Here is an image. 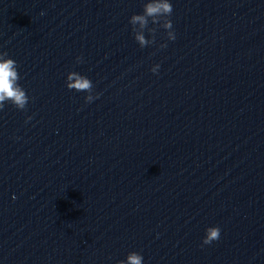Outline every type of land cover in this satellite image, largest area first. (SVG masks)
<instances>
[{"label":"water","instance_id":"obj_1","mask_svg":"<svg viewBox=\"0 0 264 264\" xmlns=\"http://www.w3.org/2000/svg\"><path fill=\"white\" fill-rule=\"evenodd\" d=\"M147 2L0 0V264H264V0H169L141 48Z\"/></svg>","mask_w":264,"mask_h":264},{"label":"clouds","instance_id":"obj_2","mask_svg":"<svg viewBox=\"0 0 264 264\" xmlns=\"http://www.w3.org/2000/svg\"><path fill=\"white\" fill-rule=\"evenodd\" d=\"M172 12L173 7L169 0H149L144 5L142 14L131 16L129 23L132 26L134 38L141 48L155 43L158 27L165 30L169 41L176 39L174 31H172V21L169 19ZM149 24L153 27H149ZM146 30L152 39H146ZM161 47H166V45H161ZM7 57L6 52L0 53V110H3L6 103H11L18 110H24L29 102V97L19 84L20 75L16 61ZM77 62H81V58L78 57ZM158 69L159 65H156L151 71L156 74ZM66 87L70 91L87 93L85 96L86 103H92L99 98L98 95L92 94V81L77 72H70L67 75ZM220 234L219 227L207 228L205 238L202 241L203 245H210L219 240ZM119 264H143V256L137 252H132L128 254L126 260L120 261Z\"/></svg>","mask_w":264,"mask_h":264}]
</instances>
